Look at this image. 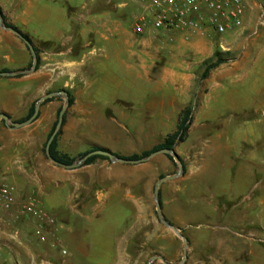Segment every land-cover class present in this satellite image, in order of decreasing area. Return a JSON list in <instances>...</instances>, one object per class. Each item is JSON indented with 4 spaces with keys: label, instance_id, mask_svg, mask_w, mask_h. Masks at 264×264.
<instances>
[{
    "label": "rangeland",
    "instance_id": "374dc122",
    "mask_svg": "<svg viewBox=\"0 0 264 264\" xmlns=\"http://www.w3.org/2000/svg\"><path fill=\"white\" fill-rule=\"evenodd\" d=\"M85 1L87 0H70V3L73 7H79ZM245 1L249 0H243L244 6ZM126 2L129 3L126 9L129 16L123 23L128 29H133L135 22L142 17V13L138 10L136 0H126ZM246 38L251 42L257 41L258 45L250 47L246 61L223 79L221 73L231 64L234 55L228 54L225 48L228 44L220 42V38H211L212 41L207 49L200 51H195L192 46L199 40H206L203 35L192 36L182 43V40L178 39L174 44H169L165 39H161V43L155 40L151 47L147 48L150 57H153V60L147 64L152 69L153 77L163 71L180 77V83L172 82V79L168 80V86L158 92L159 101L162 102L164 99V103H167L169 97H174L175 103L183 111L191 107L193 113H196L194 131L189 137L191 144H195L198 140L213 143L209 145L207 149L209 156L203 167L195 173L194 181L203 178L207 183L204 189L207 190L209 185L214 194L241 185L243 192L240 193L238 203L242 210L233 213L234 217L228 218L230 209L223 206L225 204L223 200H212L211 193L202 191L201 183L194 188L195 184L189 179L188 174L190 162L193 160H184L178 153V150L182 152L183 147L188 144L177 145L175 151L184 162L185 173L176 180L164 183L160 192L165 219L180 230L189 243L187 259L182 263L184 242L159 221L154 203L156 183L162 178L178 173L179 167L175 161L173 163L167 156L159 155L148 163L140 165L111 163L108 170L96 168L90 171L79 168L69 171L49 162L44 153L46 142L39 143L35 140L36 142L19 149L20 160L11 161L7 158L4 162H0V183L15 187L17 193L14 209L9 213H0V235L4 237V239L0 238V248L4 249L0 250V264H14L12 252L15 248L20 249L21 255L18 258L22 264H149L156 256L165 263L156 260L153 264H210L212 254L217 247H226L225 249L230 248L234 252L241 253L247 251L251 245L260 251V255L250 257L246 254L237 263L264 264V33L262 26L254 28L251 32H245L242 39ZM133 40L134 42L140 40L135 33ZM167 44L173 46L175 50L165 48ZM218 51L226 55V63L218 70L212 71L207 80H203L206 63L214 60V55ZM112 69L119 71L116 67ZM110 97L112 93L108 90L96 98L102 106L110 101ZM133 97L139 96L134 92ZM147 100H153L152 94L146 95L145 103ZM140 108L141 103L133 104L132 127L124 129L113 123V127L95 129L97 133L91 128H83L86 134L85 150L87 145L93 143L90 140L94 139H97L98 145L101 146L116 144L117 154L125 156L142 155L163 143L166 138L163 139L156 134L149 135L152 137V142H145L146 138L140 135L142 131ZM106 115L113 117L114 114L108 112ZM71 122L72 117L69 116L67 126H70ZM145 130L148 134L154 129L145 128ZM121 133H125V136ZM162 133L165 135L171 131L163 129ZM224 148H228L229 155ZM66 154L76 158L79 153L72 151L71 147H66ZM24 166L32 169V173L24 169ZM6 167L14 169L7 171ZM34 169L36 173H33ZM244 170L248 172L247 175H244ZM78 183L83 187L78 189ZM115 184L126 185V189L132 193L133 202L139 205L138 208L133 209L135 217L132 218V222L119 224L116 222L115 209L106 208L99 215L97 223L93 225L98 231L95 249L89 251L90 254L87 256L70 255L63 247L59 232L56 231L58 226L63 221L67 222L66 219L70 217L65 207L66 202L72 197L74 210L81 209L83 205L92 204L96 195L100 193L91 190L93 185L97 189L111 188ZM180 189L182 192H179ZM30 200L36 201L38 211L56 221L55 226L48 230L46 242L40 240L36 219L23 213V206ZM248 207L253 209H246ZM230 219L234 221L244 219V222L231 223L228 222ZM72 225L75 228V219L72 220ZM234 231L247 236L253 235L255 238L253 241H247L235 236ZM74 236L70 235L76 242ZM121 238H126L122 246L118 243ZM63 251H66L65 255Z\"/></svg>",
    "mask_w": 264,
    "mask_h": 264
},
{
    "label": "crops",
    "instance_id": "0c3cea01",
    "mask_svg": "<svg viewBox=\"0 0 264 264\" xmlns=\"http://www.w3.org/2000/svg\"><path fill=\"white\" fill-rule=\"evenodd\" d=\"M245 2L247 6L245 5L244 26L241 29L231 31L223 37L208 31L202 34L206 40H199L192 46L195 51L207 49L206 47L212 41L211 38H220V42L228 44L225 48L228 54L234 56L228 68L221 73V79L229 76L242 62L246 61L250 47L258 45L257 41L242 39L244 33L261 26L264 33V0ZM128 7L129 3L126 0H87L79 7H73L70 0H0V9L7 22L28 35L33 47L39 50L40 55L39 68L35 72L13 78L0 77V113L8 115L12 122L20 123L28 117L32 106L42 97L60 91L71 93L75 98V104L67 111L66 124L59 139L58 150L66 154V147H71L72 151H78L77 157L92 148L117 154L116 144L101 146L98 145L97 139L90 140L93 143L90 146L87 145L85 150L84 136L86 134L82 129L91 128L94 133H97L95 129L113 127V123L124 129L132 127L133 104L136 102L141 103L139 116L142 131L140 135L146 138L145 142H152L150 136L153 134L165 139L168 135L175 133L183 109L175 103L174 97H169L167 103H164V99L160 102L158 92L168 86L169 79L180 83V77L164 71L153 77L152 69L147 65L153 60L147 48H150L155 40L161 43L165 35L149 27L143 36H138L140 40L134 42L133 29H128L123 23L129 16L126 11ZM138 8L143 14L139 4ZM176 38L181 39L179 35ZM181 40L182 43L183 39ZM170 46L167 44L165 48H171L170 50L174 51L175 48ZM32 63L33 57L29 48L16 35L0 28V72L28 71ZM113 67L118 68L119 71H113ZM108 90L112 93V97L109 102L101 106L96 97ZM134 92L139 97L134 98ZM150 94L153 100H147L145 103L144 98ZM49 100L42 103L37 120L28 127L13 129L0 121V162H4L7 158L11 161L20 160L19 149L30 145L31 142H47L58 120V113L64 106L61 98L55 97ZM108 112H112L113 117L107 116ZM69 116L72 117V122L70 126H67ZM193 116L188 139L184 143V146L188 145L183 147L182 152L178 150V153L184 160H193L190 162L188 174L189 179L195 184L194 188L201 183L202 191L211 193L212 200L220 199L225 202L223 206L231 211L228 213V218L234 217L233 213L242 210L238 203L240 193L243 192L241 185L232 186L214 194L209 185L207 190L204 189L207 183L203 178L197 182L194 181L195 173L205 164L209 156L207 149L213 143L198 140L195 144H191L189 137L194 131L196 113H193ZM145 128L154 130L147 134ZM174 128L177 129L171 130ZM163 129H168L171 133L164 135ZM121 134L125 136V133ZM224 150L229 155L228 148ZM110 164V162L98 160L95 164L81 168L90 171L96 168L108 170ZM23 168L32 173L29 167ZM13 169V167L5 168L7 171ZM244 172V175L248 174L247 171L244 170ZM33 173H36L35 169ZM81 187L83 185L78 183L77 188ZM126 188V185L115 184L111 188L95 189L93 185L91 190L100 193L96 195L92 204L83 205L77 210H74L72 197L69 198L65 207L70 217L66 219L67 222L63 221L56 231L59 232L63 247L70 255L87 256L90 254L89 251L95 249L98 231L93 225L97 223L99 215L106 208L115 209L116 222L119 224L132 222V218L135 217L133 209L138 208L139 205L133 202L132 193ZM107 192L109 193L103 194ZM179 192L182 190L180 189ZM73 219H75V228L72 225ZM240 221L243 223L244 219ZM240 221L230 219L228 222L240 224ZM233 233L247 241H253L255 238L253 235L247 236L235 231ZM70 235H75L76 242ZM217 236L220 237V235ZM0 238L4 239L1 235ZM125 239L121 238L119 245L122 246ZM249 247L247 251L241 253L234 252L230 248L217 247L212 254L210 264H238L237 262H240L246 254L250 257L260 255L259 250L252 245ZM0 250L4 249L0 248ZM12 255L14 264H22L18 258L21 255L19 248H15Z\"/></svg>",
    "mask_w": 264,
    "mask_h": 264
},
{
    "label": "built area",
    "instance_id": "2783aa9c",
    "mask_svg": "<svg viewBox=\"0 0 264 264\" xmlns=\"http://www.w3.org/2000/svg\"><path fill=\"white\" fill-rule=\"evenodd\" d=\"M143 14L133 32L143 36L151 27L165 35L169 44L202 35L210 31L224 36L244 26L245 6L243 0H136ZM15 187L0 183V213L11 212L17 201ZM23 213L36 219V228L42 242L47 241L48 230L55 226V219L37 210L35 200L23 206ZM66 254V251H63Z\"/></svg>",
    "mask_w": 264,
    "mask_h": 264
},
{
    "label": "water",
    "instance_id": "95a60500",
    "mask_svg": "<svg viewBox=\"0 0 264 264\" xmlns=\"http://www.w3.org/2000/svg\"><path fill=\"white\" fill-rule=\"evenodd\" d=\"M0 28L4 31L10 32L14 35H16L21 41H23V43L29 48L32 57H33V63H32V67L30 70L28 71H24V72H15V73H10V72H0V77H6V78H13L16 77L18 75H23V74H30L33 73L37 70L38 67V58L35 52V48L33 47V45L25 40L19 33H17L13 28H8L6 27V25L4 24L3 21V17L0 13ZM61 98L64 101V106L61 109L59 116H58V120H57V124L56 127L52 133V135L50 136V138L47 141L46 144V148H45V153H46V157L49 160V162H51L53 165L58 166L60 168H63L65 170H76L79 169L81 167H83V165L86 163V161L92 157L95 156H99V157H105L109 160L110 163L112 164H124V165H140V164H145L148 163L149 161H151L152 159H154L155 157L159 156V155H164V156H170L173 158V160L177 163L179 169H178V173L174 176L171 177H165L162 178L160 181H158L156 183L155 186V190H154V203L156 205V211H157V217L159 219V221L167 228L172 230L180 239L183 240L184 242V251H183V262L184 263L187 259V255H188V249H189V243L188 240L181 234L180 230H178L176 227L172 226L164 217L163 215V210H162V205H161V201H160V189L161 186L168 182V181H172V180H176L178 178H180L181 176H183L184 174V164L182 163L181 159L179 158L178 154L176 153L175 150H170V149H163L161 151L155 152L153 154H151L149 157L147 158H142L139 160H124V159H120L119 157H117L115 154H113L110 151L104 150V149H97L93 152L88 153L87 155H85L84 157L78 159L75 163H73L72 165H65V164H61L59 162H57L52 156H51V146L53 144V142L55 141L56 137L58 136L59 132L61 131L63 124H64V119H65V115L70 107V102H69V94L66 91H60V92H56V93H51L49 95H46L44 97H42L39 101H37V103L35 104V110H34V114L27 120L24 121L22 123H15L12 122L9 118L8 115L4 114V113H0V121H3L6 125H8L10 128L13 129H20V128H24V127H28L31 124H33L40 113V108L43 102L52 99V98ZM156 260H160L163 263H165V261L163 259H161L160 257H153L149 264H153Z\"/></svg>",
    "mask_w": 264,
    "mask_h": 264
},
{
    "label": "trees",
    "instance_id": "16d2710c",
    "mask_svg": "<svg viewBox=\"0 0 264 264\" xmlns=\"http://www.w3.org/2000/svg\"><path fill=\"white\" fill-rule=\"evenodd\" d=\"M0 13L3 17V21H4V24L6 25V27L8 28H13L17 33H19L25 40L29 41L31 44H32V41L31 39L29 38L28 35L22 33L21 31H19L17 28H15L14 26L10 25L6 18L3 16V13H2V10L0 9ZM23 42V41H22ZM35 52H36V55H37V58H38V67H37V70L39 68V64H40V55H39V50L35 48ZM225 56L223 53H220L219 51L215 53L214 55V60H211V61H208L206 63V67H205V70H204V73L202 75V79L203 80H207L211 74L212 71L218 69L220 66H222L223 64L226 63V59H225ZM32 67V64L30 65L29 68ZM4 72H7V71H4ZM69 102H70V107H73L74 104H75V98L74 96L69 93ZM50 101V100H48ZM34 110H35V104L32 106L30 112H29V115L26 119L20 121V123L24 122V121H27L33 114H34ZM61 111V109H60ZM59 111V113H60ZM59 113H58V116H59ZM192 116H193V110L191 107H187L181 114V118H180V123H179V126H178V129L175 133L171 134V135H168L166 137V139L164 140L163 143L159 144L158 146L154 147L151 151H147V152H144L142 155H132V156H129V157H126V156H121L119 154H115L117 157H119L120 159H124V160H139V159H142V158H147L149 157L151 154L155 153V152H158V151H161L163 149H170V150H175L176 146L179 145V144H183L186 142L187 140V137H188V133H189V129H190V126H191V123H192ZM66 118H67V113L65 115V119H64V124H63V127L64 125L66 124ZM56 124L57 122L55 123L53 129H52V132L50 133V135L48 136V139L50 138V136L52 135L55 127H56ZM63 127L61 129V131L59 132L58 136L56 137L55 141L53 142L52 146H51V156L59 163L61 164H65V165H72L73 163H75L78 159L84 157L85 155H87L88 153L90 152H93L97 149H100V148H92L90 150H88L87 152L83 153V154H80L78 157L76 158H73V157H70L69 155L67 154H62L59 150H58V142H59V138L60 136L62 135V130H63ZM47 139V141H48ZM46 144L47 142L45 143V148H46ZM45 148H44V153H45ZM46 154V153H45ZM167 158L174 163V160L172 157L170 156H167ZM98 160H101V161H108L109 160L105 157H99V156H95V157H92L90 159H88L86 161V163L83 165V167L85 166H90L92 164H95ZM182 161V160H181ZM182 163H184L182 161ZM184 173H185V170H184ZM160 201H161V205H162V209H163V202H162V199H161V192H160Z\"/></svg>",
    "mask_w": 264,
    "mask_h": 264
}]
</instances>
